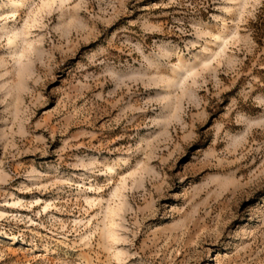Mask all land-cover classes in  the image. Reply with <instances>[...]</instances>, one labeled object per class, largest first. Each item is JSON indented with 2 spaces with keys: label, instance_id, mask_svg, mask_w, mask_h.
Wrapping results in <instances>:
<instances>
[{
  "label": "rangeland",
  "instance_id": "1",
  "mask_svg": "<svg viewBox=\"0 0 264 264\" xmlns=\"http://www.w3.org/2000/svg\"><path fill=\"white\" fill-rule=\"evenodd\" d=\"M0 264H264V0H0Z\"/></svg>",
  "mask_w": 264,
  "mask_h": 264
}]
</instances>
